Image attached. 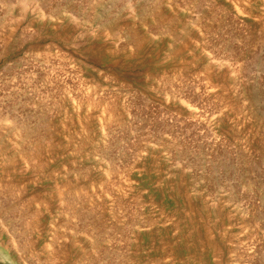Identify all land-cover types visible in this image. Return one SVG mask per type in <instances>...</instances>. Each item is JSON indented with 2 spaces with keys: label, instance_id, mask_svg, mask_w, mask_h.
<instances>
[{
  "label": "rangeland",
  "instance_id": "rangeland-1",
  "mask_svg": "<svg viewBox=\"0 0 264 264\" xmlns=\"http://www.w3.org/2000/svg\"><path fill=\"white\" fill-rule=\"evenodd\" d=\"M0 264H264V0H0Z\"/></svg>",
  "mask_w": 264,
  "mask_h": 264
}]
</instances>
